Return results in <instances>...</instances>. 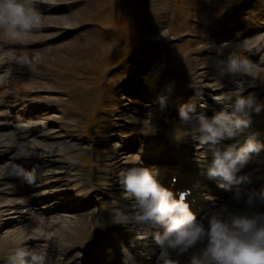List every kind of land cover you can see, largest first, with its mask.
Wrapping results in <instances>:
<instances>
[{
	"label": "rangeland",
	"instance_id": "1",
	"mask_svg": "<svg viewBox=\"0 0 264 264\" xmlns=\"http://www.w3.org/2000/svg\"><path fill=\"white\" fill-rule=\"evenodd\" d=\"M237 2L239 1L54 0L51 5L37 3L34 6L41 16L40 25L50 24V27L44 28L50 30H42L39 27L31 33L13 37L5 29L0 28V55L8 54L10 57L5 59L3 66H0V126H2L0 127V173H2L0 175V249L3 248L8 252L7 241L19 242L20 238L25 237L26 231L29 233L28 236L31 235V230L28 229L33 227L36 232L41 229L43 235L49 237L50 220H55L59 216L67 219L84 218L87 209L93 205L89 206L83 201L73 208L71 200L73 187L66 197L62 189L67 185L69 178L66 174L65 180L60 179L62 171L67 170L70 176L73 173L68 169L71 167L70 161L84 160L83 154L89 153L91 167L88 168V172L83 167L80 169L83 177L89 176L86 184L89 185L93 180L106 187L104 192L94 188L95 198L90 199L96 206L95 199L107 204L99 214L110 210L113 199L123 204L126 212L132 214L135 199L126 196L120 184V173L132 167H144L152 171L162 166L163 171L160 169L158 172L161 175L165 169H169L166 163L150 168V164L156 161L154 156L146 153L149 146L155 142L167 143L169 135L181 136L183 138L181 141L184 140L193 148L192 154L188 155L191 162L196 163L200 159L207 158L208 154L201 151L204 145L188 134L191 132L199 135L195 131L198 127L196 118L202 113L198 112L196 107L206 105L203 99L205 94L218 89L222 93L231 92L232 80L244 77L246 78L244 85L252 86L245 91L248 94L243 96L245 100L248 97L253 98L251 107L246 104L248 111H252L258 104L264 106V89H261V85L257 82L258 80L264 83V46L257 48L261 37L264 36V25H261L262 28L260 26L253 28L244 40H239L242 35L241 32H236V29L224 35V38L214 37L215 39L212 40L208 37L212 27L211 22L203 17L205 13L203 15L200 13L206 10H208L207 14L219 12L229 6H235ZM256 2L264 8V0H256ZM252 10L256 11L254 8ZM260 11L261 9L256 13ZM251 16H256L255 12H251ZM243 23L250 25L248 19ZM52 26L58 28H51ZM63 29L72 30L55 37L52 42H45ZM140 31L149 36L153 44L159 43L156 47L162 46L163 51L164 46L167 47L165 51L169 54L165 57V79L169 78L170 72L174 73L175 82L170 86H180L184 93L175 89L176 96L172 98L176 101L171 104L165 96V91L155 92L152 86H146V83L161 74L164 59L159 53L152 52L142 58L145 62L144 68L139 70L142 72L141 85L138 87L133 83L135 87L128 88L122 99H118V103L122 105L117 108L118 112L111 117L99 114L100 124L106 127L105 130L96 132V128H91L88 134L84 135L80 128L81 124L82 126L87 124L89 117L96 114L101 102L109 104L108 95L112 93L107 88L111 81L115 80L117 83L116 79L119 77L115 74L117 68L113 69V66L122 59L124 52H128L129 42L132 44L135 42L138 47L135 51L139 55L141 38H145ZM134 32L139 37L135 38ZM125 42H128V45ZM220 42L225 44L221 45ZM252 43L256 49H247ZM18 46L24 49H18ZM234 49H247L245 53L250 54L248 58L260 56L263 51L258 61L254 58L257 64L251 68V74L238 75L222 66L223 64L229 66L225 56L229 57L233 54L230 50ZM220 53L225 56H221ZM162 55L164 56L163 52ZM66 72H76L78 75L72 76ZM179 82L182 84L180 85ZM202 82L205 83L203 88L199 86ZM15 95L16 100L10 101ZM161 97L165 98L163 106ZM34 102V113L28 115L23 113L25 117H20L24 111L17 109L22 105H32ZM11 105H16V111ZM182 106L186 107V111L188 108H194V111H189L192 121L181 122L179 110ZM5 113L10 117H5ZM150 113H152L151 117H149ZM16 116H19L18 120L14 119ZM252 118L254 127L249 130L254 133L263 131L264 109L258 114H253ZM43 122L46 123L41 128V132L37 136H32L30 141L25 137L29 132L16 129L17 125L30 124L33 128ZM185 127L191 131L184 132ZM4 134H8L9 137L15 136L16 141L24 136V140H20V144L18 142L15 146H11ZM33 141L38 143V147H34L35 152L44 154L36 161L24 154L26 150H30L31 147L28 145ZM71 148H76V151L68 153ZM37 161H39L38 166L26 168L29 162L31 165ZM43 168H48V172L54 171L58 175L56 178L31 181ZM19 169L30 174L31 179L24 181V178L17 174ZM256 169L260 170V166L258 165ZM256 176H262L260 171L256 172ZM53 180H59V185L45 187ZM9 185H14V189H8ZM26 185H44L34 198L38 199V196L49 198L55 195L49 205H57L59 209L41 212L35 204L33 207H28L29 213L24 214L26 209L21 208L24 203H19L22 197L18 194L24 191ZM66 198L67 203L61 205L60 202ZM36 217L40 220L35 219ZM146 230L147 227L144 226L142 231L136 234L139 243L148 237L145 234ZM35 231L32 229V233H36ZM74 231L73 227L65 233L61 247H54L52 241L50 248L55 250V255L61 251L63 243L66 244L74 235ZM21 247L32 253H40L41 248L37 239L30 237Z\"/></svg>",
	"mask_w": 264,
	"mask_h": 264
},
{
	"label": "clouds",
	"instance_id": "2",
	"mask_svg": "<svg viewBox=\"0 0 264 264\" xmlns=\"http://www.w3.org/2000/svg\"><path fill=\"white\" fill-rule=\"evenodd\" d=\"M37 3L51 5L54 0H0V28L13 37L39 28L41 16L34 7ZM228 61L230 72L250 74L248 60L229 56ZM164 99L160 98L162 106ZM215 99L220 102L225 97ZM252 103V97L247 100L241 97L236 106L240 110L245 104L251 107ZM262 107L264 106L258 104L253 110L258 114ZM189 111H194V108H188L187 111L185 106L180 108L182 123L190 120ZM233 115L221 112L209 121L203 114H199L196 118L198 127L195 129L199 135L191 132L188 134L200 144L210 146L213 159L207 167V176L218 180V186L231 192L232 200L243 202L247 211L238 213L230 211L226 206L221 207L208 218L205 226L190 210L186 194L180 193V198H177L148 168L132 167L120 173V184L126 196L135 199V204L131 215L116 211L112 222L121 225L150 223L152 226H160L162 231L153 235L160 248L157 264H179L178 260L171 258L172 253L183 255L198 244L203 247L191 256L189 264H264V211L256 210L258 204L264 205V192L246 191L242 185L250 181L246 176L238 175L251 159L250 154H259L264 145L249 138L239 149L235 145H229L221 153L214 147L220 140L234 137L233 126H250L249 118L237 117L234 120ZM17 174L24 179H31L30 174L23 169H19ZM26 257L30 259H25ZM44 259L43 255L19 246L7 257L8 264H44Z\"/></svg>",
	"mask_w": 264,
	"mask_h": 264
},
{
	"label": "bare ground",
	"instance_id": "3",
	"mask_svg": "<svg viewBox=\"0 0 264 264\" xmlns=\"http://www.w3.org/2000/svg\"><path fill=\"white\" fill-rule=\"evenodd\" d=\"M3 56L0 55V64H3L4 62H2ZM5 59H9V56L8 55H5ZM233 84H235L232 89H234V91H238V89L242 86V81H233ZM199 86H201L202 88L205 87V83H201ZM217 97H225V99L221 100L220 102L217 101ZM227 94H223L221 92H213L212 95L208 96L206 98V101L209 102L208 105H209V108H201V111L205 112L206 114H210L211 112L212 113H215V115L221 113V112H224L228 115H233V119L235 120L237 117L239 118H242L244 119V117H242L243 115V110H244V107L243 109H240L238 110L237 109V106H236V102L237 101H233L230 103V105L227 106V108H225V105L228 104L227 102ZM223 105V106H222ZM33 107V106H32ZM32 107H29L30 109ZM210 112V113H208ZM151 114H149V117H151ZM242 127V126H241ZM241 127L239 128H236L235 126H233V128H236V129H233V130H239ZM8 140H9V143L10 144H13V143H16V137L15 136H8V134H4ZM30 144H33V143H30ZM7 149V148H6ZM25 155H28V156H32V157H35V158H40L41 157V154L40 153H37V152H34V151H25L24 152ZM13 170V169H12ZM53 173V171H52ZM2 173H0L1 175ZM16 176H18L16 174ZM27 181V180H26ZM43 187L42 186H25L24 190L25 191H22L24 193L22 197V199H20L19 203H24L23 206L26 207L25 211H28V207L29 205L35 200L34 196L37 194V192L39 191V189ZM29 192H33V193H29ZM44 198H40L38 199V201H43ZM74 202H77V201H74ZM35 203V202H34ZM46 206L48 205H40L39 206V209H41L40 211H44L46 209ZM54 207V206H53ZM52 207V208H53ZM223 207V206H222ZM22 208V207H21ZM52 208H49V209H52ZM230 211H233V212H242V211H247V209L245 208L243 202L241 203H237L236 201H234V203L232 205H230L229 207H227ZM221 209V208H220ZM22 210V209H21ZM256 210L257 211H264L262 210V207L261 205H257L256 206ZM218 211V210H217ZM35 219H39L38 217H36ZM42 220V219H41ZM80 220V218H65L63 216H59L58 218H55V220H50V235L48 238H46L45 235H43V232L40 230H37L38 232H36L34 229V227L32 228L33 231H35L36 233H32V229H28V230H31V235L29 237L31 238H35L37 240H39V246L41 247L40 248V253L41 255H43L45 257L44 259V264H56L57 261L55 260V256L53 255V253L55 252V250H52L51 245L52 243H50L51 240H53L55 242V247H58L60 246V242L62 241V237L65 236V233H67L68 231H70L74 225L76 224L75 221H78ZM113 218L110 217L109 219H105V223H108L109 225H105V227H102L101 228V233L99 235H95V239H97V245L99 247L100 250H110V253L115 255L116 254V251L112 250L110 247L113 246V245H117L118 243V239L121 241V240H125L124 238V233L127 234L128 236L130 235L131 237V234L133 233V229L135 227V224L132 223L131 226H128V225H121V224H116V223H113L112 222ZM75 223V224H73ZM154 226H152V232L149 234L150 236V241L149 243L147 244L146 246V251H148L147 254H150V247H152L153 249H156L158 250L159 247L157 246V244L155 243L154 239H153V235L155 234L154 233ZM19 233H21V231H18ZM29 233H27L26 231V234L25 236H28ZM51 234H54V235H51ZM128 237V238H130ZM23 241H25V237L22 238ZM203 247L202 244H198L195 248L189 250L188 252L184 253L183 255H180V256H177L175 253L171 256L172 259L174 260H178L179 263L180 262H184V261H189V259L191 258V256L198 252L200 250V248ZM38 252V251H37ZM91 254L92 255H96L98 256V253L94 250L91 251ZM54 256V257H53ZM100 259L102 261H106L109 259V257L107 256V254H103L102 256L100 255ZM102 263V262H100Z\"/></svg>",
	"mask_w": 264,
	"mask_h": 264
}]
</instances>
